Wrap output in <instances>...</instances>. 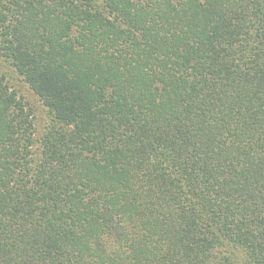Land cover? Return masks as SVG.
<instances>
[{
  "label": "trees",
  "instance_id": "16d2710c",
  "mask_svg": "<svg viewBox=\"0 0 264 264\" xmlns=\"http://www.w3.org/2000/svg\"><path fill=\"white\" fill-rule=\"evenodd\" d=\"M0 264H264V0H0Z\"/></svg>",
  "mask_w": 264,
  "mask_h": 264
},
{
  "label": "rangeland",
  "instance_id": "374dc122",
  "mask_svg": "<svg viewBox=\"0 0 264 264\" xmlns=\"http://www.w3.org/2000/svg\"><path fill=\"white\" fill-rule=\"evenodd\" d=\"M21 87V89H23V86L21 85V84H19L18 85V88H20ZM24 92V91H23ZM25 93H28V91L26 92L25 91ZM32 101H33V103L38 107L39 106V104H38V102H37V100H36V98L33 96V97H31L30 98ZM39 111H41V108L39 107Z\"/></svg>",
  "mask_w": 264,
  "mask_h": 264
}]
</instances>
